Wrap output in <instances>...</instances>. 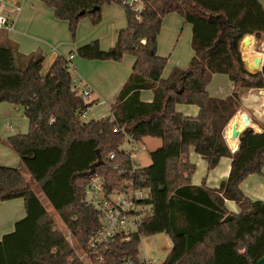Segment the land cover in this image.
<instances>
[{"label":"trees","instance_id":"obj_1","mask_svg":"<svg viewBox=\"0 0 264 264\" xmlns=\"http://www.w3.org/2000/svg\"><path fill=\"white\" fill-rule=\"evenodd\" d=\"M41 1L55 11L58 20L69 23L73 36L82 18L90 16L99 24L103 5L122 2ZM145 1L141 21L125 7L128 24L113 48L104 51L93 41L77 50L86 60L121 62L127 55L136 60L108 118L88 123L78 118L85 103L73 90L66 58H58L44 74L43 56L31 55L23 65L14 44L0 45V104L23 109L30 123L29 133L11 137L8 145L73 231L78 248L85 250L100 226L96 214L83 203L88 177L103 175L109 189H117L126 176L115 166L123 163L129 173L132 165L119 152L125 133L138 143L146 137L162 141L150 154L151 165L140 171L151 191L152 212L138 232L102 253L103 262L91 256L93 264H147L139 258L141 238L156 234H166L173 245L162 264H258L264 256V202L248 198L241 184L264 170V126L262 133L246 129L239 151L232 154L223 131L216 128L217 113L208 86L214 75L228 76L235 85L231 99L239 107L247 91L264 88V69L255 74L247 71L239 48L246 36H254L248 37L247 46L242 45L244 58L251 64L256 57L264 59V52L254 50L255 39L264 38V7L259 0ZM171 13L191 25L194 56L188 69L175 68L165 79L168 59L158 55V39ZM142 91L153 92L152 102L142 101ZM262 93L257 110L264 105ZM179 104L199 107V116H184L177 110ZM192 150L210 170L223 157L232 158L229 177L218 189L192 184L196 170L190 161ZM112 152L118 156L111 162L107 157ZM15 199L24 200L27 216L0 241V264H84L21 169L0 164V203ZM226 200L236 202L240 212L228 211Z\"/></svg>","mask_w":264,"mask_h":264},{"label":"crops","instance_id":"obj_2","mask_svg":"<svg viewBox=\"0 0 264 264\" xmlns=\"http://www.w3.org/2000/svg\"><path fill=\"white\" fill-rule=\"evenodd\" d=\"M259 1L264 7V0ZM2 5L4 9L0 10V16H7L10 11L14 10L16 7H20L19 12L11 15V20L14 22V29L7 31L0 28V45L7 46L8 44H14L19 54L23 56V58L19 60V63L23 65L26 64L25 58L31 55H40L44 57V63L48 72L58 58L64 57L65 55L68 58L73 54L76 48L78 50L80 47L90 42L98 41L101 49L108 51L115 46L117 41V38L114 36L111 37L112 39L110 41H107L108 39H105V36L100 35L98 32L100 27L95 29L94 33H88L83 36L84 27L80 26L78 30V40L76 44H72L68 30L69 23L58 20L55 17V11L47 7L41 0H3ZM127 24L128 21L120 23L117 28H122L121 30H124V26ZM126 27L127 26H125V28ZM121 30H119V32ZM189 30H191V32L189 31L188 35L189 39L191 37L190 41L192 43L193 34L191 25ZM162 41L163 37L159 36L158 49L159 44L162 45ZM158 55L164 57L161 56L159 52ZM135 61L134 57H126L122 63L116 61H92L75 57L73 60V64L76 67L74 76L77 77L83 85H88L92 89L91 101L93 102L91 105H94L95 102H100V100L106 101L108 102L107 105L111 113V107L116 103L123 86L132 73ZM177 63L180 69L184 68L181 66L183 64L180 61ZM218 75L222 74L214 75V83L208 86V92L214 99L212 101V107L217 113L216 128L223 131L224 139L232 150L238 146V140L232 138V129L227 125H229L231 118L236 112L237 115L231 121L232 126L237 124L238 128L243 127L244 121L240 113L242 111L246 112L250 116L252 122L258 127L261 128V126H264V105H262L259 110L256 109L257 104L260 102L259 98L262 97L261 93L262 91L264 92V88L250 89L247 91L242 96V104L241 107H239L231 99L235 90V85L228 77H220ZM153 96L152 91H142L141 93V99L144 102H152ZM255 97H257V100L254 101ZM177 110L184 116L190 118H197L200 113L199 107L195 105L179 104ZM24 120L26 121L24 122ZM29 131L30 123L23 110L10 103L0 104V164L2 166L19 168L22 170V173L24 172L22 161L9 147L8 140L17 135H26ZM146 141H156V149L162 145L160 139L146 137L143 140V145H146ZM190 161L196 167L191 179L192 184L195 186L205 184L208 188L218 189L221 182L227 180L229 177L232 158L223 157L218 167L210 170L208 163L192 150L190 153ZM241 190L248 198L264 202V170L261 175L253 174L246 178L241 184ZM35 193L49 212L45 201L47 199L42 191L40 190ZM225 205L228 211L232 213L238 214L240 212L238 204L234 201L226 200ZM26 216L27 211L23 199L1 202L0 241H2L6 235L13 233L16 224L24 220ZM169 241L170 249L172 250L173 245L171 239ZM143 261L150 264L156 263V260L145 259Z\"/></svg>","mask_w":264,"mask_h":264},{"label":"built area","instance_id":"obj_3","mask_svg":"<svg viewBox=\"0 0 264 264\" xmlns=\"http://www.w3.org/2000/svg\"><path fill=\"white\" fill-rule=\"evenodd\" d=\"M2 3L3 0H0V10L4 9ZM121 5L134 11L137 21L142 20L141 14L146 8L145 0H122ZM19 11L20 7H16L7 16H0V28L7 31L13 30L14 22L11 20V15ZM74 57L72 54L67 58L68 71L72 74L73 90L81 94L85 103V107L78 110L77 116L82 122L88 123L90 122L88 111L91 105L92 89L88 85H83L74 76L76 73V67L73 64ZM54 122L55 120L51 119L50 123ZM119 129L124 132L123 127ZM142 147L143 142L138 143L133 136L125 133V139L119 146V152L123 153L132 165L129 173L122 168L123 163L115 166V170H118L120 175L126 176L119 188L109 189L105 176L100 174L90 175L84 185L83 203L96 214L100 223L99 229L90 237L89 245L85 250L78 248L76 237L71 229L67 228L65 234L76 256L84 264H93L91 256H94L98 262H103L102 253L109 251L118 240H128L130 235L138 232L152 212L151 191L145 186V177L140 174L144 167L136 163ZM117 156V153L112 152L107 160L115 161ZM147 264L150 263L147 262Z\"/></svg>","mask_w":264,"mask_h":264},{"label":"rangeland","instance_id":"obj_4","mask_svg":"<svg viewBox=\"0 0 264 264\" xmlns=\"http://www.w3.org/2000/svg\"><path fill=\"white\" fill-rule=\"evenodd\" d=\"M127 21L126 19V8L123 7L119 2L115 1L111 4H105L102 7V19L99 24H94L93 20L90 16H86L82 18L78 24L76 34L73 36L70 26L68 24V30L70 33V38L72 44H76L78 40V30L80 26L84 27V34L94 33L95 29L99 28L98 32L100 35L105 36V39H108L107 41H110L111 37H116L122 28H117L120 23H125ZM127 26V25H125ZM124 26V29H126ZM190 25L185 22V20L182 18L181 15L178 13H171L166 16L163 27L161 30L160 36L163 37L162 45L159 44L158 52L161 56H164L168 59L167 66L163 73V78L167 79L171 75L172 71L175 68H180L179 64L177 62H181L184 68L181 69H188L190 66V62L193 58V50L191 46V37L189 39V30ZM117 28V29H116ZM255 47L254 50L262 53L264 52V38L261 41H258L255 39ZM240 52L242 55V58L244 54L242 53V41L240 43ZM73 54L75 57L81 58L77 54V48L73 51ZM74 57V58H75ZM126 57H133L131 55H127ZM120 62L122 63L125 58ZM64 58L67 59L66 55ZM243 61L245 63V67L247 69L246 60L243 58ZM43 73H47V68L44 63L43 67ZM250 73H257L256 71H251ZM220 77H228L226 75H218ZM214 78V77H213ZM229 79V78H228ZM214 83V80L212 79V82L210 85ZM217 84V82H216ZM209 85V86H210ZM93 101H91L92 103ZM108 102L100 100V102H95V104L89 108L88 111V119L89 121L96 119H102L107 118L111 115L110 110L108 108ZM23 110V109H21ZM24 111V110H23ZM26 120H24L25 122ZM28 130H29V124H28ZM156 141H146V145H143L142 149L139 152V159L137 160V164L140 165L142 168L149 167L151 165V152H153L156 149ZM26 180L30 183L32 189L35 192L40 191V186L33 182L29 171L25 166H23ZM22 171V170H21ZM46 204L49 210L50 217L55 221L57 227L59 230H61L63 233L66 234L67 232V226H64L65 224L61 220L59 214L53 209V207L49 204L47 200ZM169 237L166 234H156L151 236H143L141 238V243L139 245V258L140 260H156L155 264H162L167 256L169 255L171 249H170V241Z\"/></svg>","mask_w":264,"mask_h":264},{"label":"water","instance_id":"obj_5","mask_svg":"<svg viewBox=\"0 0 264 264\" xmlns=\"http://www.w3.org/2000/svg\"><path fill=\"white\" fill-rule=\"evenodd\" d=\"M248 36H246L243 40H242V45L247 46L248 45ZM263 64V59L256 57L253 61V64L251 63H246L247 65V71L251 72V71H256L257 73L262 72L264 69V65ZM262 65V67H261ZM241 115L243 117L244 120V127L243 128H238V125H234L232 128V138L238 140V146L235 149H232V154H235L236 152L239 151L240 149V136L246 131V129L248 128H252L256 133H262V129L260 127H258L256 124H254L250 118V116L242 111ZM101 164V162L96 163L93 167L99 166ZM258 264H264V256L262 257V259L258 262Z\"/></svg>","mask_w":264,"mask_h":264},{"label":"bare ground","instance_id":"obj_6","mask_svg":"<svg viewBox=\"0 0 264 264\" xmlns=\"http://www.w3.org/2000/svg\"><path fill=\"white\" fill-rule=\"evenodd\" d=\"M261 94H263V93H261ZM255 100H257V97H255L254 101H255ZM256 104H257V103H256ZM257 105H258V104H257ZM240 113H241V112H240ZM242 118H243V117H242ZM231 121H232V120H231ZM243 121H244V120H243ZM244 125H245V124H244ZM244 125H243V127H244ZM228 127L231 128V129L233 128V126L231 125V122L229 123ZM243 127H242V128H243Z\"/></svg>","mask_w":264,"mask_h":264}]
</instances>
